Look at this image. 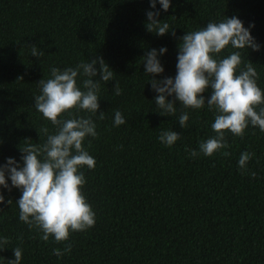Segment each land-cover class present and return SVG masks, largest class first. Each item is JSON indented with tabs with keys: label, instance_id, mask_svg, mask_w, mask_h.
<instances>
[{
	"label": "trees",
	"instance_id": "1",
	"mask_svg": "<svg viewBox=\"0 0 264 264\" xmlns=\"http://www.w3.org/2000/svg\"><path fill=\"white\" fill-rule=\"evenodd\" d=\"M149 10V0H0V164L8 157L20 161V146L43 143L42 127L55 131L33 98L50 66L74 67L99 56L122 89L117 96L115 80L101 84L104 119L92 117L98 136L87 138L96 166L84 169L83 192L96 213L94 227L70 233L71 252L57 258L53 249L66 242L41 240L36 227L18 218L20 191L0 189V264L14 260L15 247L22 249L21 264H264V132L250 126L242 138L228 133L229 155L191 157L186 148L215 134L214 113L189 109V127L182 129L177 117L186 109L169 97L177 113L161 115L142 63L148 50L166 47L164 73L156 78L174 77L187 31L236 16L244 27L254 25L260 48L242 58L264 89V0H171L158 20H167L175 35L148 31ZM33 45L44 55L31 56ZM210 94V88L203 93L206 102ZM116 109L125 125L112 126ZM162 129L180 140L163 146ZM243 151L254 153L248 172L237 166Z\"/></svg>",
	"mask_w": 264,
	"mask_h": 264
},
{
	"label": "clouds",
	"instance_id": "2",
	"mask_svg": "<svg viewBox=\"0 0 264 264\" xmlns=\"http://www.w3.org/2000/svg\"><path fill=\"white\" fill-rule=\"evenodd\" d=\"M170 6L171 0H149L151 10L145 13L148 31L157 36L170 31L175 35L169 30L167 20H158L160 12H167ZM253 27V24L244 27L236 16H224L197 30L187 31L178 45L174 77L156 78L164 73L160 58L167 53L166 47L152 48L142 58L144 75L156 93L154 104L161 115H176L178 107L174 101H178L179 106L186 109L178 115V124L188 129L187 110L207 108L214 113L211 129L215 134L199 142L198 148H186L193 158L200 154L205 157L216 153L229 155L224 151L228 148L225 139L228 133L242 138L250 126L264 132V89L257 83L259 77L253 64L242 58L248 49L260 48L251 35ZM28 49L31 56L44 55L35 45ZM49 73V77L41 79L37 85L39 94L33 96L34 108L55 131L42 127L37 133L39 137L44 135L43 143L20 146V161L8 157L0 164V189L20 191L16 201L18 218L30 228L36 227L42 233L41 240L47 242L51 237L55 242H66L63 249H53V254L60 258L71 252L70 233L85 232L96 223V213L83 192L84 169L93 170L96 166L95 158L88 151L87 138L98 136L92 117L104 119L105 113L98 111L101 84L115 80L112 92L117 96L122 94V89L114 72L99 56L90 61L82 60L74 67L50 66ZM98 74L99 80L96 79ZM209 88L211 94L206 102L203 93ZM169 97H174V101ZM81 112L85 115H80ZM126 123L121 111L114 110L112 126ZM180 138L179 133L171 129H162L157 136L168 148ZM253 156L249 151L240 153L237 166L241 172H248L247 165ZM4 203L3 192H0V204ZM7 203L10 205L12 201ZM13 254L14 260L9 264H21L22 249L13 248Z\"/></svg>",
	"mask_w": 264,
	"mask_h": 264
}]
</instances>
